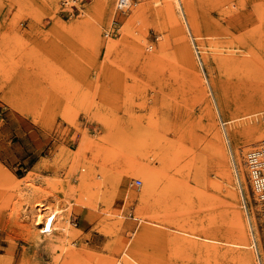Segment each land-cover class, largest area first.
I'll return each instance as SVG.
<instances>
[{"label": "rangeland", "instance_id": "374dc122", "mask_svg": "<svg viewBox=\"0 0 264 264\" xmlns=\"http://www.w3.org/2000/svg\"><path fill=\"white\" fill-rule=\"evenodd\" d=\"M118 1L0 0V264H264V0Z\"/></svg>", "mask_w": 264, "mask_h": 264}, {"label": "bare ground", "instance_id": "6f19581e", "mask_svg": "<svg viewBox=\"0 0 264 264\" xmlns=\"http://www.w3.org/2000/svg\"><path fill=\"white\" fill-rule=\"evenodd\" d=\"M123 3H130V4H132V1L131 0H123ZM262 13H263V11H262ZM260 26H261V24H260ZM262 37H263V35H262ZM113 45L114 44L112 42H108V49L109 50L112 49L114 47ZM110 71H113V70H112V68H109L108 67L107 68V72H110ZM262 114H264V113H262ZM249 117H251V115H247V116H243V117H238V118H232L227 123H233V122H236V121L238 122V121H240L242 119H246V118H249ZM262 140L264 141V137H263ZM151 169L152 168H150L149 166L143 167L141 165H137L136 168L133 170V175L142 177L145 180V182H146V189H145L146 191L144 192L145 195L142 196V200H145L147 198V196H149L151 194V191L154 192V189L157 186V181H158L157 179L158 178H156L155 172L152 171ZM98 183H99V181H98ZM231 197L233 199H235V200L237 198L235 194H232ZM261 202H262V204L264 203V201H261ZM78 204L79 205H82V206H86L85 202H82L81 204L78 203ZM47 210H48V208L47 209L38 210V214H37V219H36L35 226L38 227V226L42 225V229H41L42 231H41V233L46 236V239H48V241L46 242L45 245L48 248H50L51 251H58V250L64 251V248H66L67 237L70 235V230H71V226H72L71 221L68 218V214H65V211H66L65 209L52 210L50 213ZM63 216H65V217L62 219ZM58 219H60V220L62 219L63 221H65V226H64V228H63L60 236H58V237H56L54 239L53 234H54V232L56 230L55 229V227H56L55 222ZM239 228H241L240 231H241V237H242V239H247V236H248V234H247L248 233L247 228L245 226L243 227V225L241 227H239ZM178 232L179 233H182V234L189 235V236L197 237L195 235L187 234V233L182 232V231H178ZM197 238H199V237H197ZM203 240L206 241V242H209V243H222V244H227V245H231V246L238 247V248H243V249H248V250H251V249H253L255 247V243L254 242L253 243H250V244H248V243L246 244V243H229V242H223V241H218V240L211 239V238H203ZM43 242H45V241H43ZM195 244H193V245H195ZM203 246L204 245H202V247ZM209 249H208V253H209ZM205 250H207V248H205ZM254 263H251V264H254Z\"/></svg>", "mask_w": 264, "mask_h": 264}, {"label": "built area", "instance_id": "2783aa9c", "mask_svg": "<svg viewBox=\"0 0 264 264\" xmlns=\"http://www.w3.org/2000/svg\"><path fill=\"white\" fill-rule=\"evenodd\" d=\"M128 4L119 0L118 7L124 9ZM247 165L250 170L253 192L261 201H264V143L248 153ZM135 184L141 186L142 182L136 180Z\"/></svg>", "mask_w": 264, "mask_h": 264}]
</instances>
